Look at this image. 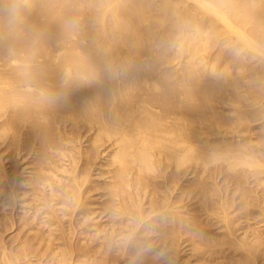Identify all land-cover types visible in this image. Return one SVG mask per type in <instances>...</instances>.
<instances>
[{
	"label": "bare ground",
	"instance_id": "1",
	"mask_svg": "<svg viewBox=\"0 0 264 264\" xmlns=\"http://www.w3.org/2000/svg\"><path fill=\"white\" fill-rule=\"evenodd\" d=\"M8 221L0 264H264V0H0Z\"/></svg>",
	"mask_w": 264,
	"mask_h": 264
},
{
	"label": "rangeland",
	"instance_id": "2",
	"mask_svg": "<svg viewBox=\"0 0 264 264\" xmlns=\"http://www.w3.org/2000/svg\"><path fill=\"white\" fill-rule=\"evenodd\" d=\"M185 199H186V201H183V203L185 204V202H187L186 204H190L189 202V200L187 199V197H185ZM189 201V202H188ZM193 201V200H192ZM191 201V202H192ZM10 209H12L11 207H9ZM13 210V209H12ZM20 210V209H19ZM12 212V211H11ZM256 221V219H251L250 220V223H254ZM8 224H10V222L8 221V223H7V227L6 228H4V226L3 227H1V232H0V238H2L3 239V243H5V245H6V247H8V249H12L13 247L15 248V246L18 244V242H19V238L20 237H18V235H20L21 236V234L22 233H20V232H17L18 230L16 229L17 228V226L15 225L14 227H11V224H10V226L8 227ZM10 227H11V229H10ZM9 229V230H8ZM14 232V233H13ZM16 232V233H15ZM18 233V235H16ZM3 235V236H2ZM2 236V237H1ZM80 235H77V237H79ZM17 237H18V239H17ZM185 237H183V239H184ZM14 239V240H13ZM15 240H17L16 242H15ZM186 243V242H185ZM185 243L183 244V246L185 245ZM188 243V242H187ZM11 245V246H10ZM15 245V246H14ZM186 249V251H188V247H186L185 248ZM184 249V250H185ZM186 251H184V252H186ZM183 252V253H184ZM182 253V252H181ZM181 253H180V255H179V258H180V256H181ZM183 253H182V255H183ZM178 257V256H177ZM177 259V261L175 262V264H190L189 262H191V264H193L194 262H193V260L195 259L194 257H191L190 259H188L187 261H186V259H184L183 260V258H182V256H181V260L180 259H178V258H176ZM180 261V262H179ZM123 264L121 261H119V260H116V263L114 262V264ZM178 262V263H177Z\"/></svg>",
	"mask_w": 264,
	"mask_h": 264
}]
</instances>
